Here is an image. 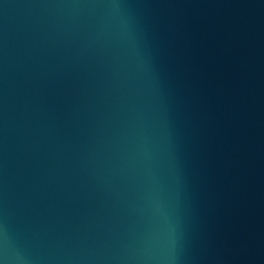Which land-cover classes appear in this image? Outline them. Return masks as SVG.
<instances>
[{
    "label": "water",
    "instance_id": "1",
    "mask_svg": "<svg viewBox=\"0 0 264 264\" xmlns=\"http://www.w3.org/2000/svg\"><path fill=\"white\" fill-rule=\"evenodd\" d=\"M0 264H264V0H0Z\"/></svg>",
    "mask_w": 264,
    "mask_h": 264
}]
</instances>
